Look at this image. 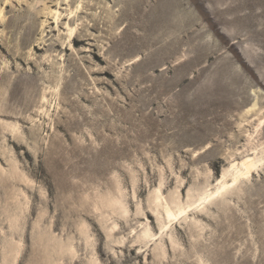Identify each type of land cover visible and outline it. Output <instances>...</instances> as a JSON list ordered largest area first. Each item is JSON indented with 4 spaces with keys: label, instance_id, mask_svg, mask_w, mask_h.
I'll use <instances>...</instances> for the list:
<instances>
[{
    "label": "rangeland",
    "instance_id": "rangeland-1",
    "mask_svg": "<svg viewBox=\"0 0 264 264\" xmlns=\"http://www.w3.org/2000/svg\"><path fill=\"white\" fill-rule=\"evenodd\" d=\"M0 12V107L19 114L0 120L19 121L22 133L19 147L0 126V264H264V165L204 209L196 218L203 232L174 224L178 246L166 243L163 260L134 236L141 223L157 233L136 206L146 208L161 178L164 196L178 188L184 201L206 178L214 186L231 159L264 147L253 113L238 126L253 105L264 115V0H0ZM56 84L58 107L37 120V99ZM68 117L79 126L69 141L57 128ZM80 132L97 134L96 144H82L94 151L100 138L130 146L116 160L109 144L87 152L68 176L49 152L55 141L69 149L71 139L84 140ZM114 176L131 211L113 235L124 247L99 235L100 214L78 213L115 187ZM41 232L47 245L73 240L75 257L44 251Z\"/></svg>",
    "mask_w": 264,
    "mask_h": 264
},
{
    "label": "bare ground",
    "instance_id": "bare-ground-1",
    "mask_svg": "<svg viewBox=\"0 0 264 264\" xmlns=\"http://www.w3.org/2000/svg\"><path fill=\"white\" fill-rule=\"evenodd\" d=\"M77 10L78 8H76L75 10H71L69 12V15L76 13ZM53 17L54 20L57 21L60 15L57 12H55L53 14ZM0 19H2L1 12H0ZM66 27H67V41L70 42L71 40L74 42L75 28H69L67 25ZM58 88L59 86L56 84L53 88H48L47 90H44L40 95L39 99H37L38 107L35 110L37 120H40L41 117L49 119L50 109H54L55 105L56 108L58 107L59 104H56L55 101L52 102L57 97ZM3 97H5L4 93H0V99ZM25 99H27L26 102L20 103V107L21 109H23V111L30 108L29 105L31 99L30 95H27V98ZM2 100L6 101L5 98ZM252 113L257 118V124L255 126V133H257V130L260 127H262L264 124V115L262 116L261 108L256 109V105H253L250 108L243 111V114L241 116L242 121L239 122L238 126L239 127L243 126L242 124L244 122L248 123V118H250V115ZM0 116L7 117L8 119H12V118L16 119L19 116V114H16L14 111H7L6 109H4V107H0ZM22 119H25L30 123H34L36 121L31 117H26V118L22 117ZM73 120H74L73 117H68V120L66 122L57 125V128L60 131L64 132L65 137L71 130L74 129L79 130V126H75L74 124H72ZM18 123L19 121L3 122V120H0V126L2 128L1 130L5 131L6 138L9 137L14 144L15 143L17 144L16 146L20 147L22 133L19 132L20 126ZM80 133L84 140H80L79 142H77V140L71 139V141L69 142V146H70L69 149L64 148L61 144V141H55L53 145L56 148L51 149L49 152L50 156L53 157L55 160L57 159L62 160L60 167L66 172L68 176H71V173L74 170L77 163L81 159H83V154H86L87 152H93L95 150L94 148L92 149L91 146L84 148L82 144L86 140V138L93 140L92 144H96L95 139H98L97 134L95 133L96 137L94 136L93 139L94 134L92 135L91 133L86 132V136H85L84 134H82V132ZM247 137L249 141L252 138L251 135H247ZM66 139L67 141L70 140L68 136ZM66 139L63 140L64 143H66L65 142ZM100 139L102 141L100 150L103 149L104 146L109 144L111 146L113 160H116L118 158L119 150L125 151V149H127L130 146L128 145L129 141H125V140L107 141L104 138H100ZM100 150H96L94 152H98ZM68 152H71V154L68 155ZM230 158H232V156ZM262 165H264V147L258 149L257 146H253L252 148L249 149V152L247 154L241 156L239 161H236V159H231L229 161L228 167L222 170L221 176L216 181V184L214 186H211L208 182V179L206 178L204 184L196 191L195 194H192L191 191L189 190L187 191L184 201L181 199L180 191L178 188H176L175 191L170 193L169 197L166 198L164 196V193L162 192L163 178H161L158 186L150 193L149 198L147 197L148 199L146 203V208L140 205L136 206V216L139 217L141 216L144 217L145 219H148V215H151L154 218V224L157 228V233H154L152 231L150 225L141 223L139 225L140 231L134 235L136 237V242L140 243L139 245H143V248H150L152 245L156 246V250H157L156 258L158 259V257H161L163 260L166 256V248H164L166 243L169 244L170 250L172 252H174L176 247L178 246V243L170 234V231L173 229L174 224H179L180 221L183 220L184 224L187 225L190 232H192V228L193 229L195 228L196 230L203 232L204 227L201 224V222L196 218L198 216H201L204 212V209L208 205H212L214 200L224 199L226 195L229 194L232 188L239 181L248 179L251 176V174L254 171H257V168H259ZM13 167H14L13 172L15 176L21 178L24 177L21 173H19L16 170L15 166ZM0 170H1V174H4L6 172L4 169H0ZM114 178L116 185L112 190L107 191L104 195H101L99 193H94V197L91 200V204H92L91 210L82 209L80 212L78 211L77 212L79 213V215H85V216L86 215L94 216L96 214H100L101 219L99 220L100 226L98 227V229L101 234L99 235L100 236L102 235L108 241L112 240L110 242H113L118 246L124 247L125 239L121 237L114 241L113 235H115V233L117 232L118 225L120 223L127 225L128 220L130 219L131 211L128 209L126 203L123 201L124 195L117 181V177L114 176ZM178 183L181 186L182 180H179ZM70 188L81 189L79 186H72ZM134 196H135V191L133 192V197ZM79 201L81 202V205H84V203H88V202L90 203L89 198H86V200L80 199ZM15 218H17V216L13 217L12 221L14 222L9 225L10 229H13L14 226H16ZM108 222H110V226L107 227L106 225ZM87 231H88V227L86 226L85 222L82 221L77 232L79 234L80 240H83L86 247L89 245V240H90V236L88 235ZM133 232L134 230H131V233ZM46 239H48L47 233L41 232L39 236V240L42 242L41 247L43 248L44 251H46V249L52 250L54 255L58 258L61 257L62 255H66L67 253L69 255L73 254L72 258L75 257L76 254L75 248L72 245L73 240L71 239L68 240L67 245L62 246L57 242H54L51 245H47V242L45 241ZM114 253L115 252H113V254ZM161 258H159L158 262L162 261L160 260ZM53 259L54 257L52 256L51 261ZM90 264H97V259L92 257Z\"/></svg>",
    "mask_w": 264,
    "mask_h": 264
}]
</instances>
